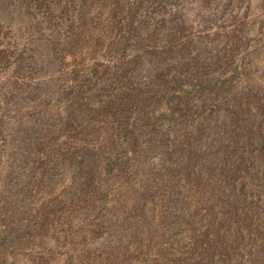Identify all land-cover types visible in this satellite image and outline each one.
Masks as SVG:
<instances>
[{"label": "rangeland", "instance_id": "rangeland-1", "mask_svg": "<svg viewBox=\"0 0 264 264\" xmlns=\"http://www.w3.org/2000/svg\"><path fill=\"white\" fill-rule=\"evenodd\" d=\"M178 77L221 78V94L201 89L194 116L157 120L104 170L119 106L139 123L145 95ZM260 106L264 0H0V264H264V141L237 136L264 126ZM182 122L201 129L191 153ZM209 149L232 153L228 169L254 154L261 178L232 186L213 162L182 208V158L200 167ZM230 198L251 208L245 225L226 223Z\"/></svg>", "mask_w": 264, "mask_h": 264}, {"label": "trees", "instance_id": "trees-1", "mask_svg": "<svg viewBox=\"0 0 264 264\" xmlns=\"http://www.w3.org/2000/svg\"><path fill=\"white\" fill-rule=\"evenodd\" d=\"M188 68V65H187ZM180 79V80H179ZM178 81V82H177ZM222 83L221 78H214L213 80H199V79H193L191 81L185 80L183 77H178L174 80H172L170 83L165 82L164 88H172L168 93L165 94V101L166 103L161 108H157V110H160V115L157 116L158 118H153L151 113V106L153 103L156 104L155 98H156V92L162 91L161 87H158V90L154 91L153 93L146 94L144 98V104H141V110H142V116L139 118L140 122L137 123L136 120L133 122L130 121L128 118L129 110L126 108L127 103H122V107L119 106L121 113L125 114L124 119L122 120L121 124L118 126V132H117V141L114 143V152L112 153V156L106 160L104 166V170L107 172H110L113 169L114 163L116 161V157L119 153H122L123 151H127L131 147L137 146V140L141 138L142 134H144L146 131L151 129L152 126H155V122L159 119H166L170 122H172V125H175L174 118L176 116V112L180 113L182 115V118L187 117L192 114L194 116V105L193 102L197 96V94L201 91L203 88H207L209 90V94L211 96H219L221 92L217 90L219 88L220 84ZM171 84V85H170ZM260 108H263L264 106H260ZM182 122V131L181 138H182V144L186 145L185 150L188 153H191L194 151L195 142L198 137L201 136V129L198 131L196 128V132L193 131L191 134L188 133V128L185 126ZM154 130V127L152 128ZM151 130V131H152ZM208 131H210L208 129ZM218 131H216V134H218ZM200 133V134H199ZM187 134V141H185ZM228 134V133H226ZM225 135V133H223ZM255 135L254 139H251V137ZM238 136V140H244L251 144L257 143L258 145H262L261 143L264 141V126L262 125V121H251L249 124V127L247 128H241ZM137 137V139L133 138ZM245 137V138H244ZM156 140V139H155ZM234 140V137L231 138V141ZM215 142V141H214ZM213 140H210L208 143V148L213 147L214 145ZM234 142V141H233ZM151 144H156V141H151ZM245 145V144H244ZM224 146V144H223ZM167 147V146H166ZM225 147H228V142L225 145ZM183 150V149H182ZM188 153L184 154V157L182 158V208L184 207V198L186 196L187 190V182L190 179V177L197 174L198 179V185L204 184L203 189H205L206 186H211L213 183H215L216 180H214L215 175V169L211 168V164L213 162L222 163L221 169L219 170V175L224 174L230 184L233 186V180L231 174L240 176V179H242L241 175L246 176L245 173H250L251 178H261V176L255 171L254 169L249 166L252 163L255 165L256 158L254 154L248 153V157L245 158L247 155H245L244 159L240 160L237 168L228 169L226 168L227 164H230L231 161H236L233 157L232 153L229 155H223L221 157L217 156L216 150H206L204 153L200 154L198 158H200L202 164L200 167L196 166L197 164H193L194 155L189 156ZM243 158V157H242ZM204 170H203V169ZM93 176L90 178L92 179ZM244 183V182H243ZM248 182L245 180V184H243L245 187L243 188V191L246 190ZM213 189V188H211ZM207 194V192H206ZM213 192L210 193L212 195ZM235 195L238 196L239 192L235 191ZM148 193H146V196L144 199H147ZM221 196H218V198ZM229 203L226 205V212H225V221L228 224H232V222L239 218L241 221V224L245 225L247 220L249 219V212L250 207L244 206L242 204V201H239L238 199H229ZM232 200V201H231ZM143 207H141V210ZM238 216V217H237ZM191 218V214H189V219ZM238 219V220H239Z\"/></svg>", "mask_w": 264, "mask_h": 264}]
</instances>
